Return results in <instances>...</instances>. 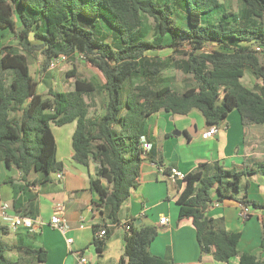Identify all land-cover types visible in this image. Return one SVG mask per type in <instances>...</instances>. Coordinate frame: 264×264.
Here are the masks:
<instances>
[{
    "label": "trees",
    "instance_id": "trees-1",
    "mask_svg": "<svg viewBox=\"0 0 264 264\" xmlns=\"http://www.w3.org/2000/svg\"><path fill=\"white\" fill-rule=\"evenodd\" d=\"M243 3L234 22L215 25L207 17L220 9L221 0H0V36L14 34L24 51L0 49V147L7 167L20 170L26 182L36 171L43 176L40 182L48 181L52 172L64 170L51 126L76 122L73 158L94 165L96 204L105 219L118 224L123 203L140 184L142 163L154 160L153 146L149 151L141 147L152 114L199 110L212 126L238 110L244 124H264V52L255 49V44L264 45V0ZM145 21L154 30L151 37ZM167 49L172 53L166 63L157 53ZM35 52L42 57V74L61 55L77 59L82 54L97 67L107 93L102 114L96 115L89 98L97 84L76 67L67 72L74 77L72 88L49 86L39 92L29 58ZM169 63L191 79V86L179 90L169 82L151 83ZM247 70L262 83L246 86ZM137 75L144 79L133 83ZM212 169L185 173L177 198L179 218H191L196 228L200 259L210 253L221 262L237 257L239 264H264V257L240 249L241 231L229 230L223 216L207 213L214 190L218 201L233 199L264 211V203L248 198L249 176L264 175V165L215 164ZM105 228L103 237L97 235L102 229H95L99 254L111 234L108 224ZM6 232L8 227L0 225V264L46 262L47 251L34 246L33 233L9 243ZM157 235L158 226L131 221L118 264H176L150 252Z\"/></svg>",
    "mask_w": 264,
    "mask_h": 264
},
{
    "label": "crops",
    "instance_id": "crops-1",
    "mask_svg": "<svg viewBox=\"0 0 264 264\" xmlns=\"http://www.w3.org/2000/svg\"><path fill=\"white\" fill-rule=\"evenodd\" d=\"M167 50L172 53L171 49ZM246 76L247 71L243 82L250 88L262 83L250 75L248 80L253 82L252 86L247 83ZM92 103L96 109L97 103ZM76 126V122L51 126L57 144L56 156L64 166L61 179L57 172H52L48 181L40 182L43 176L36 171L27 182L22 180L20 170L7 167L0 147V225L8 227L4 234L7 242H20L25 240L27 232L33 233L30 239L34 246L47 251L46 262L41 264H118L124 252L125 223L135 220L137 224L158 226V235L150 245V252L176 264H239L237 257L221 262L210 253L203 254L200 259L201 249L192 219L179 218L177 198L185 182L179 180L174 183L168 174L172 169L184 173L196 170L210 172L215 164L227 168L264 165V124L246 125L238 110H233L214 136L204 138L202 133L209 126L200 111L193 110L187 115L164 111L152 114L144 131L152 143L154 160L142 163L140 184L123 203L118 224L105 219L96 204L98 194L91 186L94 165L86 167L73 158L72 137ZM249 178L248 198L264 203V175L258 173ZM3 204L8 205L9 215H26L43 223L34 232L23 227L14 229L1 217ZM59 204L64 206V216L70 226L67 234L50 224ZM207 213L214 217L223 216L229 230L242 232V251L264 257L262 210L252 208V214L242 219L239 201H218L214 190ZM163 215L169 218L166 225L160 224ZM105 224L112 229L103 252L99 254L93 243L95 229H103ZM67 237L73 238L72 244L68 243ZM11 254L17 256V253ZM82 258L87 261L82 262Z\"/></svg>",
    "mask_w": 264,
    "mask_h": 264
},
{
    "label": "rangeland",
    "instance_id": "rangeland-1",
    "mask_svg": "<svg viewBox=\"0 0 264 264\" xmlns=\"http://www.w3.org/2000/svg\"><path fill=\"white\" fill-rule=\"evenodd\" d=\"M221 2L222 4L220 9L216 10L213 14L207 17V21L215 25H218L220 21H223L230 25L232 22H234V19L242 13L244 7L243 0H221ZM225 13L228 14L227 17L224 16ZM144 25L147 26L149 37H151V30L154 31L152 29L151 23L149 21H145ZM0 49L11 50L12 52H24L19 44L18 38L14 34H8L5 37L0 36ZM170 52V50L158 52L159 59L167 63L170 60ZM261 52H264V50ZM29 58L31 62V72L39 82V91H47L49 86H52L57 90L72 88L74 86V77L67 76V72L71 71L74 67L77 68L78 74L80 76L93 80L97 84L98 90L95 91L92 97L89 98L93 99V101L98 105L96 108V115L98 116L102 114L105 102L107 101V93L103 88L105 76L97 67L93 66L84 58L78 57L77 59H74L69 57L66 61L60 63L55 68L48 69L46 73L42 74L40 72L42 65V57L40 52L31 54ZM172 62L175 63V61ZM247 75V83L252 85L253 82H249L248 80L250 75H253L250 70H247ZM143 79L139 75L134 76L133 83L137 81L139 82ZM161 82H169L173 85V87L179 90L186 89L192 84L190 78L185 79L184 74L177 70V68H174L170 63L163 67L161 76L156 81H151L154 86H158L157 84H161Z\"/></svg>",
    "mask_w": 264,
    "mask_h": 264
},
{
    "label": "built area",
    "instance_id": "built-area-1",
    "mask_svg": "<svg viewBox=\"0 0 264 264\" xmlns=\"http://www.w3.org/2000/svg\"><path fill=\"white\" fill-rule=\"evenodd\" d=\"M255 49L257 51L261 52L262 50H264V46L260 45V44H256ZM80 57L85 58L84 55H82V54L80 55ZM68 58H69L68 55H61V56L55 57L51 62L50 69L55 68L60 63L66 61ZM219 127H220V125L209 126L208 129L202 133V136L204 138H210V137L214 136L219 131ZM141 147L145 151H149L152 147V143L147 139V137L145 135H143L141 138ZM63 175H64L63 171L57 172V177L59 179H61L63 177ZM168 177L172 182L177 183L179 180H183L185 178V173L181 170L172 169L171 172L168 174ZM251 214H252V207L249 205H246L242 202H239V216L242 219H246ZM1 217L5 221H7L9 223V225L14 229L23 227V228H26L32 232L36 231L37 226L39 224L43 223L42 220H35L32 217L26 216V215H18V214L17 215H9L7 204H3V206H2ZM260 219L262 220V222H264V211L260 215ZM168 222H169V218L167 216L163 215L160 217V224L166 225V224H168ZM50 224L52 225V227L60 230L64 234H67L68 231L70 230L69 223H68L66 217L64 216V206L62 204H59L56 207L54 214L51 216ZM125 227H126L127 231H129L130 222H126ZM106 230L107 229L104 228V229L98 231L97 235L99 237H103L106 234ZM67 241L69 244H72L73 238L67 237ZM81 261L85 263L87 261V259L82 258Z\"/></svg>",
    "mask_w": 264,
    "mask_h": 264
}]
</instances>
